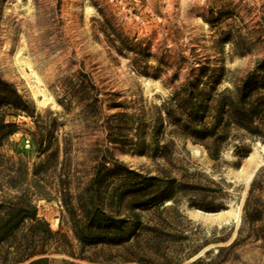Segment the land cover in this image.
<instances>
[{"label":"rangeland","instance_id":"1","mask_svg":"<svg viewBox=\"0 0 264 264\" xmlns=\"http://www.w3.org/2000/svg\"><path fill=\"white\" fill-rule=\"evenodd\" d=\"M113 30L139 44L143 49L139 61L133 53L117 54L103 33L115 39ZM238 35L252 44L251 52L238 55L234 51ZM228 36L233 39L221 40ZM113 44L120 45L117 40ZM262 56L264 0H0V77L12 83L34 111L33 116L15 118L16 131L0 145V200L22 192L31 196L38 216L52 231L65 235L72 252L79 254L69 217L55 191L56 173L32 175L33 165L42 158L34 143L38 135L35 121L54 119L60 147L64 138L70 143L66 169L72 188L87 182L95 158L122 162L145 175L180 179L182 174L194 173L203 183L211 180L221 185L224 195L207 196L204 202L209 206L223 203L222 208L204 211L189 206L187 198L177 207L181 225L196 232L191 239L201 245L193 258L180 264L207 251L215 255L217 248L236 238L254 180V197L264 201V143L240 139L234 144L244 146L248 154L237 155L232 145L218 161L182 139H175L169 157L132 154L125 146L106 141L105 133L93 128L70 88L76 78L91 81L104 100V115L150 113L191 69L198 74L200 65L223 67L224 80L218 89H231ZM111 100L121 107L108 109ZM65 248L67 251L51 256L56 263L65 259L75 264H120L107 250L100 253L99 247L86 248L83 256L102 255L112 262L73 258ZM236 252L238 259L225 264H264V240L248 242Z\"/></svg>","mask_w":264,"mask_h":264},{"label":"trees","instance_id":"2","mask_svg":"<svg viewBox=\"0 0 264 264\" xmlns=\"http://www.w3.org/2000/svg\"><path fill=\"white\" fill-rule=\"evenodd\" d=\"M103 33L118 55L125 57L133 53L139 61L143 49L137 42L114 30L111 35L115 39ZM232 37L221 40L227 42ZM235 39L234 51L238 55L251 52L252 44L245 38L238 35ZM115 40L119 46L113 44ZM195 70L191 69L187 78L150 113L117 111L104 115L103 98L85 78H76L70 93L82 104L81 114L92 121L93 128L105 133L106 141L125 146L132 154L169 157L174 152L175 139H182L200 146L210 159L218 161L232 145L237 155H247L244 146L234 144L240 139L264 143V56L233 82L231 89H218L224 80L223 67L200 65L198 74ZM111 101L108 109L122 105ZM33 113L29 100L0 77V145L16 131L15 118ZM53 121H35L38 135L34 143L42 158L33 165L32 175L56 173L55 191L69 217L79 254L72 252L65 235L52 231L38 216L31 196L22 192L14 198L0 200V264H75L65 259L56 263L51 257L67 251L65 247L73 258L112 262L102 255L83 256L86 248L99 247L100 253L107 250L120 264H180L197 254L201 245L196 246L191 239L197 233L181 225L177 207L187 198L189 206L204 211L222 208L223 203L209 206L204 202L207 196L224 195L221 185L211 180L203 183L194 173L182 174L180 179L145 175L122 162L95 158L87 182H78L72 188L70 172L66 169L70 143L64 138L60 147ZM256 185L254 180L242 208L236 238L229 245L217 248L215 255L207 251L188 264H225L238 259L236 251L242 245L264 240V201L254 197Z\"/></svg>","mask_w":264,"mask_h":264}]
</instances>
